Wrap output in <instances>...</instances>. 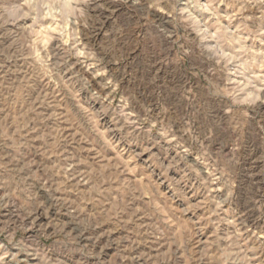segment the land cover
I'll use <instances>...</instances> for the list:
<instances>
[{"label":"rangeland","instance_id":"obj_1","mask_svg":"<svg viewBox=\"0 0 264 264\" xmlns=\"http://www.w3.org/2000/svg\"><path fill=\"white\" fill-rule=\"evenodd\" d=\"M0 264H264V0H0Z\"/></svg>","mask_w":264,"mask_h":264},{"label":"bare ground","instance_id":"obj_2","mask_svg":"<svg viewBox=\"0 0 264 264\" xmlns=\"http://www.w3.org/2000/svg\"><path fill=\"white\" fill-rule=\"evenodd\" d=\"M203 33V32H202ZM232 36H233V34H232ZM198 37V36H197ZM235 37V36H234ZM202 43V42H201ZM206 43V42H205ZM204 44V43H203ZM205 46V45H204ZM207 58V57H206ZM213 60V59H212ZM207 65H208V63H207ZM210 67H211V65H209ZM215 66V65H214Z\"/></svg>","mask_w":264,"mask_h":264}]
</instances>
